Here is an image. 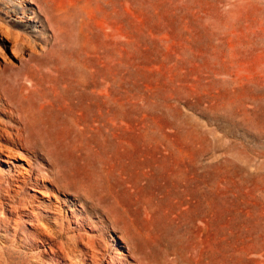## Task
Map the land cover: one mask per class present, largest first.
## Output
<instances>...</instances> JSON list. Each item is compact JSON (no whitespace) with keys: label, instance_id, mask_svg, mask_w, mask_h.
I'll list each match as a JSON object with an SVG mask.
<instances>
[{"label":"rangeland","instance_id":"obj_1","mask_svg":"<svg viewBox=\"0 0 264 264\" xmlns=\"http://www.w3.org/2000/svg\"><path fill=\"white\" fill-rule=\"evenodd\" d=\"M92 257L264 264V0H0V264Z\"/></svg>","mask_w":264,"mask_h":264},{"label":"bare ground","instance_id":"obj_2","mask_svg":"<svg viewBox=\"0 0 264 264\" xmlns=\"http://www.w3.org/2000/svg\"><path fill=\"white\" fill-rule=\"evenodd\" d=\"M5 35L7 36V37H10V38H13L12 37V34L10 33V32H6L5 33ZM20 45H23V43L22 42H20L19 40H15L14 39V43H13V48H18V47H20ZM37 71H40V70H37ZM34 72H32V74H33ZM37 73V72H36ZM41 75V74H40ZM41 77H43L42 75H41ZM18 79V78H17ZM87 87H90V85H88ZM45 109H46V107L43 109V110H41L40 112L43 114V112H45ZM53 110H55L56 112H58L59 114H63V109L62 108H56V109H54V107H53ZM33 126H34V128L33 129H35V133L36 134H38V135H40L41 134V132H44L47 128H48V126H49V124L47 123V121L45 120V116H43V117H39V116H37V117H35V119H34V121H33ZM132 238H134V239H136V240H138L139 242H140V244H141V247L145 250V255L148 257V258H150V259H152V261L153 260H155V256L157 255V253H155V251H154V248L156 247V246H158L157 245V243H153L151 240H155V238H151L150 236H148V235H143V234H141L139 231H134V235H133V237ZM52 242V241H51ZM51 245V244H50ZM49 250H51V246H49ZM78 251V250H77ZM143 252V251H142ZM61 255V254H60ZM58 257H59V255H58ZM102 257V256H101ZM64 261V260H63ZM99 261V260H98ZM111 262V261H110ZM163 262H165V261H163ZM162 262V263H163ZM68 263V262H67ZM91 263V262H90ZM92 263H94V264H98L96 261H95V259H94V257H92Z\"/></svg>","mask_w":264,"mask_h":264}]
</instances>
